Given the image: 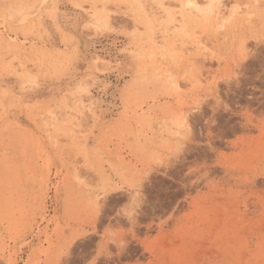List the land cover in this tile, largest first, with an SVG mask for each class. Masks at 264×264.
Instances as JSON below:
<instances>
[{
    "label": "rangeland",
    "instance_id": "1",
    "mask_svg": "<svg viewBox=\"0 0 264 264\" xmlns=\"http://www.w3.org/2000/svg\"><path fill=\"white\" fill-rule=\"evenodd\" d=\"M224 1L0 0V264H264V0Z\"/></svg>",
    "mask_w": 264,
    "mask_h": 264
},
{
    "label": "bare ground",
    "instance_id": "2",
    "mask_svg": "<svg viewBox=\"0 0 264 264\" xmlns=\"http://www.w3.org/2000/svg\"><path fill=\"white\" fill-rule=\"evenodd\" d=\"M207 1V0H206ZM13 2V1H12ZM19 2V1H18ZM129 2V1H128ZM140 2V1H139ZM163 2V1H162ZM32 3V2H31ZM158 3H160V2H158ZM206 3V2H205ZM140 4V3H139ZM138 4V5H139ZM142 4V3H141ZM169 4V3H168ZM181 4H182V7L184 8H182L183 9V12H184V10L185 9H190V10H194V11H199V12H202L204 15H203V18L205 17V15L207 16V17H209V15L211 16H213V17H215L216 19H222L221 21H223L222 23H221V27H225V24L227 23V21L230 19V17H234V15L238 12V9H239V7L238 6H236L231 12H230V14H229V12H227L229 9H231V7L228 9V3H226L224 0H208V5H207V7L206 8H201V6H200V3H199V0H181ZM207 4V3H206ZM16 5V4H15ZM6 6V5H5ZM143 6V5H142ZM162 6V5H161ZM15 7V6H14ZM135 7V6H134ZM139 7V6H138ZM21 8V7H20ZM144 8V7H143ZM233 8V7H232ZM142 10V9H141ZM188 13V12H187ZM198 13V12H197ZM226 13H228L229 14V16H226ZM140 14H143V11L140 13ZM183 14V13H182ZM191 14V13H190ZM196 14V13H195ZM10 15V14H9ZM13 15V14H12ZM192 15V14H191ZM196 15H198V14H196ZM94 16H95V14H94ZM184 16V15H183ZM202 16V15H201ZM103 17V16H102ZM145 17V16H144ZM193 17V16H192ZM207 17H205V18H207ZM213 17H211V18H213ZM96 18V17H95ZM98 18V17H97ZM185 18V17H184ZM198 18V17H197ZM204 18V19H205ZM187 19V18H186ZM189 19H191L190 17H189ZM202 19V18H201ZM208 19H210V18H208ZM98 20V19H97ZM188 20V19H187ZM194 20H195V18H194ZM193 20V21H194ZM192 21V20H191ZM198 21L200 22L201 20H199L198 19ZM198 22V23H199ZM217 22V21H216ZM97 23H99V22H97ZM101 23V22H100ZM182 23V22H181ZM189 23V22H188ZM196 23V22H195ZM202 24V23H201ZM99 26H100V24H98ZM153 25V24H152ZM227 25V24H226ZM181 26H182V24H181ZM187 27V26H186ZM218 28V27H217ZM172 29V28H171ZM185 30V29H184ZM182 32V31H181ZM154 40V39H153ZM112 47V46H111ZM102 58V57H101ZM101 58H99V60L101 59ZM132 67V66H131ZM106 79V78H105ZM93 80H95V78L93 79ZM197 81H200L199 79L197 80ZM88 92H90V91H88ZM89 95V94H88ZM112 102V101H111ZM93 106H94V102L93 101H91L90 102V109L93 111ZM188 118V117H187ZM187 118L186 117H184L183 118V121L184 122H182V124L181 123H179L180 125H182V126H184V125H187ZM175 134H181V132L180 131H176L175 132ZM100 198V197H99Z\"/></svg>",
    "mask_w": 264,
    "mask_h": 264
}]
</instances>
